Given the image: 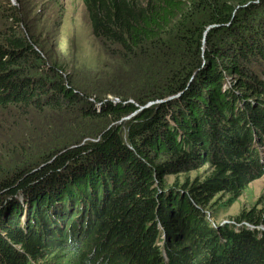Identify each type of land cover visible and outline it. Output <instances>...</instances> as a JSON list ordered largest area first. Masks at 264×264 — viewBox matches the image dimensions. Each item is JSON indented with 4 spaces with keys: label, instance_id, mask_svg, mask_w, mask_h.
I'll return each mask as SVG.
<instances>
[{
    "label": "trees",
    "instance_id": "16d2710c",
    "mask_svg": "<svg viewBox=\"0 0 264 264\" xmlns=\"http://www.w3.org/2000/svg\"><path fill=\"white\" fill-rule=\"evenodd\" d=\"M83 3L84 69L0 0V264H264V0Z\"/></svg>",
    "mask_w": 264,
    "mask_h": 264
},
{
    "label": "rangeland",
    "instance_id": "374dc122",
    "mask_svg": "<svg viewBox=\"0 0 264 264\" xmlns=\"http://www.w3.org/2000/svg\"><path fill=\"white\" fill-rule=\"evenodd\" d=\"M31 5L24 12L32 21H36L32 31L40 40L45 38L41 19L39 17L38 7L47 8L44 18V24L47 18L61 17L60 11H57L59 5L65 8L61 26L58 28V41L44 43L43 46H49L55 51L56 57L66 64L77 63L82 69L88 67H96L103 64L104 55L99 47L98 42L91 35L90 27L87 21V15L83 0H29ZM53 1V2H52ZM38 3V7L33 6ZM69 72V71H68ZM202 171H192L190 173L168 176L169 182L176 179L179 183L185 181L186 178H193L195 175H200ZM225 199V198H224ZM225 207V206H224ZM252 207H264V175L249 182L246 189L236 199V201L228 206L226 205L221 211L217 212L218 221H227L229 218L237 216L242 209Z\"/></svg>",
    "mask_w": 264,
    "mask_h": 264
}]
</instances>
